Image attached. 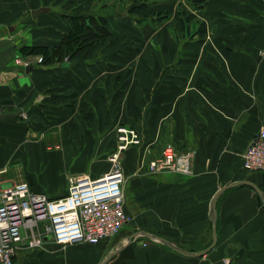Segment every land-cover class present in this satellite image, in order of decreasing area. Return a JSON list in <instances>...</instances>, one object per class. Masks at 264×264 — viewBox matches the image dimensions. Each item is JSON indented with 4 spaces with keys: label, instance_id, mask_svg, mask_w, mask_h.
I'll list each match as a JSON object with an SVG mask.
<instances>
[{
    "label": "crops",
    "instance_id": "crops-1",
    "mask_svg": "<svg viewBox=\"0 0 264 264\" xmlns=\"http://www.w3.org/2000/svg\"><path fill=\"white\" fill-rule=\"evenodd\" d=\"M75 1L0 0V117L35 106L57 114L56 138L48 134L20 150L16 119H0V183L26 181L34 192L61 199L70 176L97 178L109 170L104 160L116 146V123L127 122L121 124L144 139L123 161L133 222L96 245L59 246L46 239L40 249L20 247L14 264H264V206L248 185L219 198L217 243L201 255L214 242L216 195L243 181L264 192V173L243 166L244 153L264 129V0H250L256 7L240 13L247 15L246 25L235 8L229 13L240 0H218L220 13H211L210 0L201 15L189 13L202 22L190 37L189 28L178 25L154 31L153 40H141L135 26L120 27L128 39L97 42L62 62L17 67L18 45L34 47L31 20L40 22L35 46H59L66 33L60 15L88 13L98 2L77 0L78 9H65ZM37 10L43 14L35 19ZM52 145L62 150L50 151ZM167 145L192 154L191 175L147 170ZM143 232L192 255L138 235Z\"/></svg>",
    "mask_w": 264,
    "mask_h": 264
},
{
    "label": "built area",
    "instance_id": "built-area-1",
    "mask_svg": "<svg viewBox=\"0 0 264 264\" xmlns=\"http://www.w3.org/2000/svg\"><path fill=\"white\" fill-rule=\"evenodd\" d=\"M16 62L25 68L31 65L30 60ZM143 140L135 127L118 125L110 169L97 178L70 176L68 193L61 199L34 192L26 181L11 186L0 183V264H14L20 247L40 249L46 239L59 246L96 245L123 233L133 222L125 206L123 155L142 147ZM192 159V154L167 145L161 155L149 161L147 170L191 175ZM243 166L250 173H264V129L244 153Z\"/></svg>",
    "mask_w": 264,
    "mask_h": 264
},
{
    "label": "rangeland",
    "instance_id": "rangeland-1",
    "mask_svg": "<svg viewBox=\"0 0 264 264\" xmlns=\"http://www.w3.org/2000/svg\"><path fill=\"white\" fill-rule=\"evenodd\" d=\"M229 2V1H228ZM82 2H78L77 0L74 3L66 2L65 9L69 10H76L79 8ZM72 4L74 6H72ZM145 5L144 7L139 8L141 5ZM211 4V2H210ZM209 4V5H210ZM221 2L218 0H214L213 4L211 6V13H220L218 12L219 9H221ZM104 6V7H103ZM262 6V3H258V7ZM209 7V6H208ZM252 7H256L253 2L250 0H240V2L233 7V5L229 6V13H232L233 8H235L240 13H249V10L252 9ZM88 8V7H87ZM83 9V11L87 9ZM82 9V7H81ZM132 11H135L134 13ZM205 10H194L190 7V5L187 3V0H98L97 4H94L93 7H91V11L88 13H74V14H82L84 17H95L97 18L103 25L107 27V30L110 33V36L104 39H99L98 42H116V41H123L125 39H128L129 36L126 34V30H122L121 33H119L118 30L120 27H131L135 26L138 28V36L141 40H153V37L155 36L154 31H159V29L163 26H183L185 28H189V32L193 33L201 26V20L194 19L193 22L189 21L187 18H184L181 16L180 13H195L198 15H201ZM208 11V9H207ZM242 24H248L247 22V15H242ZM184 18V22L183 21ZM29 24V23H28ZM40 22L31 20V26L33 28V45L35 46L39 42V33L36 32V29L38 28ZM44 26H53L51 23H43ZM185 25V26H184ZM18 27V25H17ZM28 29V27H27ZM185 32V31H184ZM173 36V34H171ZM182 37L185 36V34L181 35ZM36 43V44H35ZM22 45V46H21ZM24 44H19L18 48H24ZM26 56V53L24 54L21 50V55L18 57H15L14 62L15 65L22 69H31L33 67L34 62H36L37 65L39 64V57L37 59H31V57H28L31 61V65L29 68H25V66H21V64H18L16 61L18 59L27 61L28 59L23 57ZM23 57V58H22ZM52 102L55 106L56 99H53ZM52 108V107H49ZM49 112H41L40 108L35 106L30 113H24L22 116L24 117L23 120H20L21 118L16 119V138H17V148L20 150L21 148H24L25 145L29 144L30 141H36L39 142L40 140L44 139V137H47L48 134L51 137L56 138L57 133V114L56 112H53L52 109H49ZM45 111H48L47 108ZM121 123H127V122H120L116 123V125H122ZM126 126H130L127 124H123ZM115 126V133L116 128ZM131 127V126H130ZM11 130V129H10ZM50 151L52 150H62V147L60 146H53L49 148ZM115 150V148H114ZM113 150V151H114ZM126 154V153H125ZM107 155L106 159L104 160V165L107 169H110L111 163L109 161L110 156ZM123 161L125 159V155H123ZM18 158H15L14 161L18 160ZM13 166V165H12Z\"/></svg>",
    "mask_w": 264,
    "mask_h": 264
},
{
    "label": "trees",
    "instance_id": "trees-1",
    "mask_svg": "<svg viewBox=\"0 0 264 264\" xmlns=\"http://www.w3.org/2000/svg\"><path fill=\"white\" fill-rule=\"evenodd\" d=\"M209 2L210 0H187V3L194 10H205ZM144 6L145 5L143 4L139 8ZM132 12L134 13L135 11ZM180 14L182 17L193 22L189 13L184 12ZM60 16L63 17L62 20L66 25V33L61 44L54 47H24L22 51L24 54L26 53V56L42 58V65L62 62L64 58H74L82 51L96 44L99 39H104L110 36L107 27L95 17H84L82 14L74 13H63V15ZM184 18L182 22H184ZM183 28L185 29V27ZM187 35H189V37L192 36L190 32H188Z\"/></svg>",
    "mask_w": 264,
    "mask_h": 264
},
{
    "label": "water",
    "instance_id": "water-1",
    "mask_svg": "<svg viewBox=\"0 0 264 264\" xmlns=\"http://www.w3.org/2000/svg\"><path fill=\"white\" fill-rule=\"evenodd\" d=\"M42 12H43V10L35 11L33 13V17L35 19L38 18L41 14H43ZM21 117H22V115L20 113L4 114V115H1L0 119L1 120L7 119V118L18 119V118H21ZM242 185H248V186L252 187L257 192L260 203L264 206V192L258 186H256L254 183L244 182V181L243 182H236V183H233V184L225 187L224 189H222L216 195V197L214 198V200L212 202V208H211L212 209L213 226H214V242H213L212 246L207 251L201 253V255L207 254L212 248H214V246L217 243L218 236H217V210H216V206H217V202H218L219 198L222 196V194L226 190L231 189V188H236V187H239V186H242ZM138 235L139 236H143L146 239H149V240H152V241H155V242H159V243L165 245L166 247H168V248H170V249H172V250H174V251H176L178 253H181V254H184V255H192L191 253H188L187 251L182 250L179 247H176L174 244H172L168 240L163 239V238H161L159 236H156V235H153V234H150V233H145V232L139 233ZM136 236L130 237L128 242H131L133 240V238L136 237ZM234 262L235 261H233V263H231V264H234Z\"/></svg>",
    "mask_w": 264,
    "mask_h": 264
}]
</instances>
